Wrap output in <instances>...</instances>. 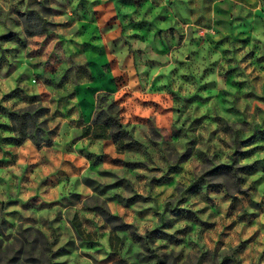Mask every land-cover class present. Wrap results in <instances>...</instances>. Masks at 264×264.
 <instances>
[{
    "label": "rangeland",
    "instance_id": "1",
    "mask_svg": "<svg viewBox=\"0 0 264 264\" xmlns=\"http://www.w3.org/2000/svg\"><path fill=\"white\" fill-rule=\"evenodd\" d=\"M100 111L128 135L34 170ZM0 230V264H264V0H0Z\"/></svg>",
    "mask_w": 264,
    "mask_h": 264
},
{
    "label": "trees",
    "instance_id": "2",
    "mask_svg": "<svg viewBox=\"0 0 264 264\" xmlns=\"http://www.w3.org/2000/svg\"><path fill=\"white\" fill-rule=\"evenodd\" d=\"M114 103H111V106H113ZM110 106V107H111ZM31 109L32 108H23L19 111L16 112H12L10 114V118L11 121L13 123V130L16 132L17 135V139H16V145H20L22 144L26 139H31L35 145L37 146H41V144H49V141L47 139H42L41 135H40V129L41 127L44 126V120L41 123H38V117L42 116V115H38L42 112V110L39 108L37 109V111L35 112V115L31 113ZM27 120H30L31 123L33 125H36L38 130L36 134L32 133V132H26V122ZM83 136H91L93 138H111L114 141H117L119 139L124 138L125 136L128 135L127 130H125L123 128V126L121 125V123L119 122V120L116 117L107 115V116H103L102 112H98L93 120V125H89L85 128L83 134ZM244 168V167H243ZM231 169V166L228 165H218L216 167H214L213 171L214 172H219V173H226ZM103 216L105 218V220H107L108 222L113 221L114 219H116L117 217L113 214H111L110 212H106V211H102ZM1 223L4 224V221L2 220ZM115 228H130L131 230V234L132 236L139 238L140 235H138L134 229L132 228V226L130 224H120L118 226H116ZM1 232V230H0ZM38 235L42 237L43 241L45 242V246L48 252H50V242L46 240V238L44 237V235L40 232H38ZM33 248V244L31 243H26V252L29 253L30 250ZM20 252V250H19ZM43 254V253H42ZM32 259H26L27 261H35L37 264H42L44 263V260L42 258H34L31 257ZM47 260L50 259V256L46 257ZM15 260V258L11 257V258H7L6 259V264H8V262H13Z\"/></svg>",
    "mask_w": 264,
    "mask_h": 264
},
{
    "label": "crops",
    "instance_id": "3",
    "mask_svg": "<svg viewBox=\"0 0 264 264\" xmlns=\"http://www.w3.org/2000/svg\"><path fill=\"white\" fill-rule=\"evenodd\" d=\"M89 135L83 136L80 140L72 141V143L65 142V139H63V136L56 137V141L54 144L50 147H46L44 150L39 151L40 149L37 147L31 148V163L32 167L35 168L36 172H39L38 170L46 169L47 173L50 169H53L56 164H60L63 159L70 158L71 156L75 157L76 155H72L70 151L73 153H77V155L80 157L79 150L83 147H87L89 141ZM98 142H107L106 144L109 145V140L107 138H103L102 140H97ZM25 145V142L22 143ZM105 144V143H101ZM21 145V144H20ZM69 151V152H68ZM66 162V161H64ZM37 180V179H36Z\"/></svg>",
    "mask_w": 264,
    "mask_h": 264
}]
</instances>
